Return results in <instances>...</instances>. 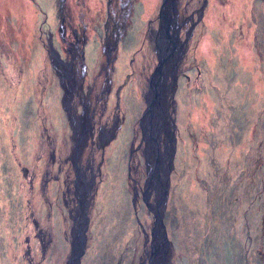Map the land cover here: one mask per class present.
I'll return each instance as SVG.
<instances>
[{
	"label": "rangeland",
	"instance_id": "1",
	"mask_svg": "<svg viewBox=\"0 0 264 264\" xmlns=\"http://www.w3.org/2000/svg\"><path fill=\"white\" fill-rule=\"evenodd\" d=\"M162 3L0 0V264H68L76 239L80 264H154L141 120ZM178 7L181 38L192 34L167 109V262L264 264V0ZM96 95L105 110L78 128ZM78 136L76 163L95 160L89 226L75 234Z\"/></svg>",
	"mask_w": 264,
	"mask_h": 264
},
{
	"label": "water",
	"instance_id": "2",
	"mask_svg": "<svg viewBox=\"0 0 264 264\" xmlns=\"http://www.w3.org/2000/svg\"><path fill=\"white\" fill-rule=\"evenodd\" d=\"M178 7V0H163V3L160 7L159 11V33L160 35L157 38V51H158V57H159V63L158 66L154 72L153 78L150 81L148 93L146 96V103L147 108L144 111L142 122L143 126L146 130L151 131V139L154 144H152L153 152L157 159H159V146H158V136L160 134V128L162 124V117H164V124H167V133H169L168 138L171 139V133L169 128V114H168V106H169V99L171 98L175 103V93L178 86V69L180 61L182 62V55L186 52L184 45V42H180L179 38H177L178 35H174V32H170L171 29L175 30L177 21L173 17V13L177 12ZM173 12V13H172ZM192 34V29L190 30V34H187L186 42L189 41V37ZM168 48V50L165 52V48ZM164 48V52H163ZM184 56V55H183ZM168 57L171 58L170 70L165 69L167 67H164L165 65H168ZM167 62V64L165 63ZM170 76L172 82H171V89L169 90V84H168V77ZM150 118L151 127L146 126L148 119ZM148 141V140H147ZM175 142V139H174ZM175 147V145H174ZM176 149V147H175ZM146 150V148H145ZM147 152V151H146ZM148 155V153H147ZM174 156V155H173ZM160 161V160H159ZM171 168L168 164V169L165 173V183L163 184V196L160 197V203L163 204V208L160 209L159 212L156 211V221H155V227H160L162 231V238L165 242V245H171V241L168 238L167 228L163 221V216L166 210V203L167 199L169 197L170 192V186H171V169L174 167V161L173 157L171 159ZM25 175H27V171L24 172ZM28 178V177H26ZM148 185L146 184L145 189L143 190L144 196H146ZM138 192L135 193V197H137ZM159 198V197H158ZM162 206V205H161ZM83 225L86 229H88L89 226V217L85 214V217L82 219ZM154 227L152 231V237L153 242L151 244L152 248V254H155V236H156V228ZM80 238V237H79ZM80 242V243H78ZM83 249L82 241L79 239H76V242L72 243V257L70 259L71 264H73V261L75 264H80V256L81 251ZM29 252V250H28ZM166 252V248L164 249V253ZM69 262V263H70Z\"/></svg>",
	"mask_w": 264,
	"mask_h": 264
},
{
	"label": "bare ground",
	"instance_id": "3",
	"mask_svg": "<svg viewBox=\"0 0 264 264\" xmlns=\"http://www.w3.org/2000/svg\"><path fill=\"white\" fill-rule=\"evenodd\" d=\"M151 3H154V0H150ZM173 13V12H172ZM168 50V48H165V52ZM164 52V48H163ZM164 52V53H165ZM171 58L168 57V65L164 64V67H167V69L170 70L171 68ZM167 62H165L167 64ZM100 95H103L101 93ZM98 106L102 109L101 105H103V102L105 100L104 97H98ZM100 99V100H99ZM93 105L89 104L87 106V109L90 114L93 113ZM96 108H98L96 106ZM99 109V108H98ZM150 118L147 121L146 126L151 127V123H149ZM162 124L160 128V134L158 136V146H159V159L155 156L152 148L153 141L151 139V131L148 129L146 130V138L148 140L147 146H146V151L149 156V162H148V174L150 178V185L147 188V191L150 193V197L153 200V211L159 212L160 209L162 208L161 203H160V197L163 196V184L165 183V173L166 170L168 169V151H169V141L170 138H168L169 133H167V124H164V117H162ZM104 126V125H103ZM106 128V126H104ZM103 138V136H102ZM165 146V151H163L161 148L162 146ZM95 159L92 158H87L84 159L82 158L78 163L75 162L74 165V170L76 174V178H74L70 183L72 184L71 187L75 188L74 190L72 188L69 189V201L72 203L73 210L75 211V218H76V223L74 226V231L75 234H79L83 228V221L82 219L85 217V214L88 212L89 205H91V192L92 188L94 186L92 180L90 181L89 176L91 175L92 172H94V161ZM160 160V161H159ZM78 161V160H77ZM71 176V175H70ZM158 196L159 193V198H156V195ZM88 215V213L86 214ZM156 228V227H155ZM74 231L72 233H74ZM155 254H152L151 251H149L146 254V257L144 258L145 260L151 259L154 260V264H168V257L167 254L164 253L165 249V242L163 241L162 238V231L160 227L156 228V236H155ZM150 260V261H151ZM70 262V261H69ZM68 264H71V262ZM146 262V261H145Z\"/></svg>",
	"mask_w": 264,
	"mask_h": 264
},
{
	"label": "flooded vegetation",
	"instance_id": "4",
	"mask_svg": "<svg viewBox=\"0 0 264 264\" xmlns=\"http://www.w3.org/2000/svg\"><path fill=\"white\" fill-rule=\"evenodd\" d=\"M173 17L176 19V21H177V24L178 25H176V29L175 30H173V29H171L170 30V32H174V35H178L177 36V38H179V40H180V42L182 41V42H184V47H185V50H186V52L183 54V55H186V53H187V49H188V46H189V41H185L186 40V38H187V36H186V38L185 39H182L181 38V34H180V27H181V24H183V23H185L186 22V20H183V21H180L179 20V7H177V12L176 13H173ZM158 23H159V16H158ZM190 29H192V28H190ZM152 30V34H151V37H152V39H154L155 40V43H157V38H158V36L160 35V33H159V24H158V28L157 29H151ZM183 55H182V60H183ZM181 66V65H180ZM180 68V67H179ZM105 98V97H104ZM87 99H85L83 102H82V107H83V116H82V118L81 119H78V117L76 118V124L78 125V128H81L82 127V124H83V122H84V124H85V127L90 123L91 124V122H90V120H91V114H89V111H88V109H87V106H89V104H95V103H93V102H91V100L89 101V102H87L86 101ZM97 101V100H96ZM107 102H108V100H107V97L105 98V100H104V102H103V105H101V107H102V110H105V106H106V104H107ZM96 106H98V101L96 102ZM96 106H93L94 108L93 109H101L99 106H98V108H96ZM102 113H104V112H102ZM94 132V131H93ZM93 132L91 131V133H89L90 134V136H92L93 138H92V141L93 140H95V138L97 139L98 137H99V135L98 134H96V135H93ZM49 137V136H48ZM81 142H80V136H78V137H76V140H75V147H74V152H73V154L71 155V156H69L68 157V159H66V160H68L69 162H71L72 161V164H73V166L75 165V162L77 161V158H78V147H80L81 145ZM55 158V155H53V159Z\"/></svg>",
	"mask_w": 264,
	"mask_h": 264
}]
</instances>
